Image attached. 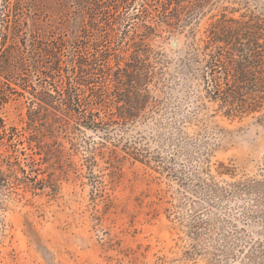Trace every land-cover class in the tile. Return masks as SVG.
I'll list each match as a JSON object with an SVG mask.
<instances>
[{
	"label": "rangeland",
	"instance_id": "1",
	"mask_svg": "<svg viewBox=\"0 0 264 264\" xmlns=\"http://www.w3.org/2000/svg\"><path fill=\"white\" fill-rule=\"evenodd\" d=\"M70 8L65 0H0L6 128L23 131L34 99L30 86L5 72L16 29L26 39L57 37L73 23ZM224 8L238 17L260 12L264 0H217L182 30L155 36L158 75L149 88L156 103L133 122L54 139L37 126L43 146L33 157L44 187L32 194L10 184L0 195V264H264L257 192L221 196L199 184L211 176L221 187L264 182V124L257 114L223 116L181 62ZM14 143L0 141V149L22 146ZM50 148L58 152L45 155ZM219 162L228 169L222 174Z\"/></svg>",
	"mask_w": 264,
	"mask_h": 264
},
{
	"label": "trees",
	"instance_id": "2",
	"mask_svg": "<svg viewBox=\"0 0 264 264\" xmlns=\"http://www.w3.org/2000/svg\"><path fill=\"white\" fill-rule=\"evenodd\" d=\"M65 1L73 21L67 32L26 39L20 25L15 31L5 72L30 86L34 99L22 132L0 121L2 145H22L0 149V195L10 191V184L32 194L44 187L33 157L40 154L34 149L43 146L38 125L53 139L82 129L108 133L113 125L131 123L151 109L156 100L149 86L154 85L159 62L151 40L163 31L171 35L182 30L217 0ZM130 20L135 24L128 28ZM181 62L199 80L201 97L223 116L257 114L256 121L264 124V9L243 11L238 17L222 9ZM47 150L45 155L58 152ZM224 167L219 162L217 174L228 170ZM211 178L199 182L209 193L255 191L256 204L264 201L262 181L246 179L221 187Z\"/></svg>",
	"mask_w": 264,
	"mask_h": 264
},
{
	"label": "water",
	"instance_id": "3",
	"mask_svg": "<svg viewBox=\"0 0 264 264\" xmlns=\"http://www.w3.org/2000/svg\"><path fill=\"white\" fill-rule=\"evenodd\" d=\"M171 45H172L173 47H175V46L178 45V42H177L176 40H172V41H171Z\"/></svg>",
	"mask_w": 264,
	"mask_h": 264
}]
</instances>
